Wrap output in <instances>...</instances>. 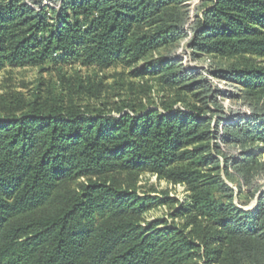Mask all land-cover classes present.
<instances>
[{
	"label": "trees",
	"instance_id": "1",
	"mask_svg": "<svg viewBox=\"0 0 264 264\" xmlns=\"http://www.w3.org/2000/svg\"><path fill=\"white\" fill-rule=\"evenodd\" d=\"M51 1L60 8L0 0V72L52 63L59 74L29 99L12 94L0 116V264H264V194L254 210L233 209V190L206 173L221 168L211 154L218 129L204 118L217 96L175 55L190 33L187 0ZM189 29L193 54L230 60L215 74L240 85L254 109L225 122L221 139L264 146V0H205ZM65 67L129 68L131 78L152 77L178 98L162 110L130 101L117 104V116L90 110L77 101L100 99L103 80L68 76ZM142 173L186 183L206 225L191 233L143 227V214L162 200L115 180ZM81 180L88 183L73 187Z\"/></svg>",
	"mask_w": 264,
	"mask_h": 264
},
{
	"label": "rangeland",
	"instance_id": "2",
	"mask_svg": "<svg viewBox=\"0 0 264 264\" xmlns=\"http://www.w3.org/2000/svg\"><path fill=\"white\" fill-rule=\"evenodd\" d=\"M24 2L35 9L38 8L37 3L39 2L43 6L60 8V4L55 5L51 0H24ZM204 3L205 0H187L185 2L189 11L185 29L190 33L182 41L175 55L181 60L186 70L205 77L216 91L217 103L209 104L211 110L208 109L204 112V118L210 119L213 131L218 129L219 137L213 142L218 149H214L211 154L220 161L221 168L211 170L215 166L210 165L206 173L212 174L211 176H219L221 181L233 190V199L230 200L233 209L251 211L257 208L260 197L264 194V146L256 143L242 147L235 144H226L221 139L225 122L235 123L247 118L253 113L254 109L242 96L240 85L217 77L215 74L217 71L226 69L231 63L230 60H223L208 54H193L189 47L192 34L189 26L195 21L198 9H201ZM56 67L49 63L45 66L46 70L43 71L39 68L26 66L19 68L6 67L0 72V116L9 114L5 111V107H10L9 97L12 94L29 99L37 92V89L45 90L55 83L58 84L59 74ZM64 71L68 76H77L75 72L79 71V76L84 79L90 77L92 81L96 82L102 79L105 85V93L100 99L83 98L77 102L90 110L107 109V112L114 116H117L115 111L116 107L119 106L117 104L122 101H130L137 108L162 110V104L165 101L172 103L178 98L177 91L161 86L152 77L144 79L131 78L129 68L115 67L101 73L93 68L65 67ZM182 97L187 101L186 104L205 108L203 102L198 101L193 96ZM6 99L8 101H5ZM175 108L186 110L183 103H179ZM253 154L257 155L252 157ZM247 157L254 159L251 158L252 160L249 163L243 164V159ZM227 164L228 169L226 171ZM242 165L243 168L240 169ZM115 180L121 181L125 187H132L141 196L150 195L162 200L161 204L152 207L143 214L142 226L146 229L178 227L187 233H191L206 225L205 220L198 217L193 210L192 192L186 183H174L151 173H142L135 176L124 174L120 178L115 177ZM80 183L86 184L88 182L85 183L84 180H81L78 183L76 182L73 187H77ZM257 187L260 189L259 193L256 192ZM150 188H155L157 191L155 193L150 192L148 190ZM216 198L224 203L228 202V198H225L222 193L216 192Z\"/></svg>",
	"mask_w": 264,
	"mask_h": 264
}]
</instances>
